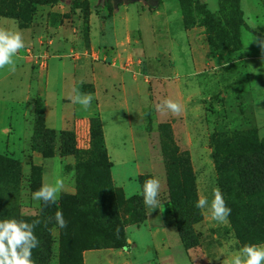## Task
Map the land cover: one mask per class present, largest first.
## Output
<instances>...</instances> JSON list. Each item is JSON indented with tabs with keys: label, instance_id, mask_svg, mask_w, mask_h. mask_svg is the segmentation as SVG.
Returning a JSON list of instances; mask_svg holds the SVG:
<instances>
[{
	"label": "rangeland",
	"instance_id": "rangeland-1",
	"mask_svg": "<svg viewBox=\"0 0 264 264\" xmlns=\"http://www.w3.org/2000/svg\"><path fill=\"white\" fill-rule=\"evenodd\" d=\"M34 1L27 4L33 10L28 27L0 13V28L19 29L24 39L25 46L13 57L15 66L23 59L30 68L28 76L24 71L20 79H11L12 99L0 100V156L14 158L18 165L14 172L18 189L10 193L14 210L30 218L41 215L40 201L33 200L29 186L35 164L41 167L42 184L53 183L57 175L64 179L57 201L83 186L88 194L109 191L118 200L129 248L83 250L82 264H228L243 245H264V183L257 185L239 163L248 144L264 139V48L260 46L264 43V0H190L191 4L87 0L86 19L79 8L71 7L80 0ZM90 17L95 22V39L98 30H104L101 40L108 44L106 56L114 48L112 33L120 38L116 67L127 79L113 92L118 99L115 111L102 112L108 145L104 132L103 139L93 133L92 108L75 103L73 128L55 132L72 131L76 150L59 153V137L42 143L43 151L37 152L31 137L35 115L43 104L46 65L42 49L50 47L45 45L42 27L62 23L65 28H77L81 40H72L71 46L81 54L77 50L89 44ZM127 29L131 31L128 41L121 36ZM58 46L61 50L63 43ZM69 56L77 57L70 52ZM64 66L68 71L67 59ZM89 83L100 116L95 87ZM58 86L60 79L53 73L47 89L50 103ZM21 90L27 99L18 101ZM165 99L181 106L178 115L157 109ZM100 121L102 125L101 116ZM49 150L52 155L45 156ZM131 155L135 156L132 160ZM116 159L130 160L121 165L114 163ZM168 164L173 176L177 174L176 185L188 168L196 200L201 195L210 200L212 188L218 187L231 209L227 223L212 220L206 209H200V221L192 226L199 241L192 249L183 247L174 225ZM151 178L161 184L160 205L153 210L140 195L144 181ZM40 218L49 249L47 256L45 251L32 256L33 264L43 259L45 264H59V228L53 218Z\"/></svg>",
	"mask_w": 264,
	"mask_h": 264
},
{
	"label": "trees",
	"instance_id": "trees-1",
	"mask_svg": "<svg viewBox=\"0 0 264 264\" xmlns=\"http://www.w3.org/2000/svg\"><path fill=\"white\" fill-rule=\"evenodd\" d=\"M28 3L34 0H24ZM76 1V0H75ZM79 1V0H77ZM76 1V2H77ZM183 4H191L190 0H179ZM42 3L41 1H36ZM47 1H44V3ZM9 4L7 0H0V13H7L10 17L15 18L22 28L28 27L31 21L33 10L27 5ZM72 8H79L86 19L89 12L87 0H80V3L71 5ZM81 93L83 90H89L93 95V87L90 83H80L75 86ZM92 88V90H91ZM89 109L92 108L90 122H94V134L99 139H103V129L100 116L97 110L96 102L92 99ZM42 104V103H41ZM60 137L59 153L62 155L71 154L76 150L74 145V134L70 130H61L55 132V129L49 128L44 119V103L38 109L34 118V129L31 137L32 148L37 152H42L44 146L42 143L57 140ZM69 139V141H68ZM68 141V143H67ZM62 145V146H61ZM247 152L239 163L242 165L244 173L250 179L257 181V185L264 183V139L259 142H253L245 148ZM52 150L46 152L45 156H51ZM17 160L7 156H0V220L16 219L27 223H33L39 220L40 223L34 228V235L37 237L39 244L32 250V256L48 254L49 242L45 236L44 226H42V215L54 219L56 211L63 213L67 221L65 228H59L61 248L59 264H82V251L89 249L101 248H129L123 222L118 215V200L108 192L86 193L87 188L81 189L74 194H63L55 204L44 205L40 201V217L30 218L14 210L11 205L10 193L18 189L16 181V171L18 169ZM219 165V164H218ZM221 166V165H220ZM168 168V186L174 190L170 195L171 211L174 218V225L177 230L180 242L186 249L195 248L198 245L199 238L194 234L192 226L200 221L201 212L196 205V196L194 181L190 176L188 168L180 184L174 183L173 170L171 165ZM15 172V174H14ZM42 185L41 167L32 164L29 186L32 192L38 190ZM175 188L177 190H175ZM105 194V195H104ZM55 220V219H54ZM56 223V222H55ZM119 229L117 232L116 230ZM50 254V252H49ZM44 260V259H43ZM40 260V264L43 263Z\"/></svg>",
	"mask_w": 264,
	"mask_h": 264
},
{
	"label": "crops",
	"instance_id": "crops-1",
	"mask_svg": "<svg viewBox=\"0 0 264 264\" xmlns=\"http://www.w3.org/2000/svg\"><path fill=\"white\" fill-rule=\"evenodd\" d=\"M80 12V10L78 11ZM80 18L76 16V21L79 23ZM46 20H44L45 22ZM77 23V24H78ZM90 30L87 35L88 46L81 50V54L75 52L74 48L71 46L72 40H81V32L77 28H65L61 24L45 25L42 27V37H45L47 46L50 45L49 49H42V63L46 65L44 73V93H43V103H44V119L46 126L53 129H72L74 126V113H75V103L72 102L71 97L74 95L73 88L80 83H93L95 87V96L98 99V108L100 111V116L102 119V127L105 136L106 143L108 142V137L106 134V127L103 121L102 112L104 109H109L115 111L117 108L118 99L113 96V92H117L118 85H124L127 79L124 78V72L120 71L117 66L118 59V48L120 44V38L116 36V32L112 33V43L114 48H110L109 55L106 56L105 50H107V45L105 40H101L104 36V30H98L97 39L94 38L93 33V17H90ZM98 24V23H97ZM127 41L130 39L131 31L126 30L122 35ZM120 36V37H121ZM63 43V48L60 50L58 44ZM65 52V57H60L61 54ZM71 54L77 57L69 56ZM25 58V56H24ZM113 58V62L108 63L104 60ZM70 62L69 70L64 69L65 60ZM104 59V60H103ZM19 66H15L16 70L10 71L9 66L0 68L2 74H0V79H5L2 83L4 88L0 89V100L12 99L10 91L13 90L11 79H20L19 74L27 71V76L29 72V67L27 61H23ZM54 64V67H53ZM52 67V71H51ZM0 71V72H1ZM55 74V79H60V86L56 89L57 92L54 94L52 103L49 102V97L47 94V89L50 84L51 78ZM18 76V77H15ZM129 81V80H128ZM10 90V91H9ZM12 93V92H11ZM23 91L21 90L18 101H23L27 99V96H22ZM117 116V113H116ZM108 145V143H107ZM131 160L135 157L131 155ZM130 160V159H127ZM127 160L116 159L114 163H119L121 165L127 164ZM121 162V163H120ZM171 260L173 258L171 257ZM189 264H192L189 261ZM201 264V263H200Z\"/></svg>",
	"mask_w": 264,
	"mask_h": 264
},
{
	"label": "clouds",
	"instance_id": "clouds-1",
	"mask_svg": "<svg viewBox=\"0 0 264 264\" xmlns=\"http://www.w3.org/2000/svg\"><path fill=\"white\" fill-rule=\"evenodd\" d=\"M24 46V39L19 29L0 28V68L9 66L10 71L14 72L16 68L13 57ZM260 46L264 48V43H261ZM73 93L74 95L71 97L73 103H79L85 109L91 105L93 99L91 93H81L77 88H73ZM157 109L178 115L181 106L173 100L165 99L157 105ZM64 186V179L57 175L53 183H44L33 192L32 198L36 201H42L45 206L55 204ZM160 190L161 184L158 179L151 178L144 181L140 195L149 209H156L160 205L158 200ZM195 206L198 209H206L210 213L211 219L218 223H227L231 214V209L226 205L223 194L218 187L212 188L210 200L208 196L201 195ZM54 219L60 228L67 226V221L61 211L55 212ZM39 223V220L31 224L16 219L0 220V264H33L32 250L39 244L34 235V228ZM116 231L118 232L119 229ZM228 264H264V245H243L233 254Z\"/></svg>",
	"mask_w": 264,
	"mask_h": 264
}]
</instances>
